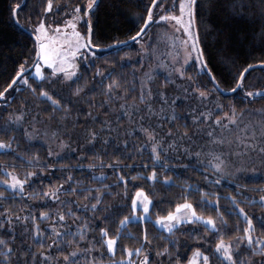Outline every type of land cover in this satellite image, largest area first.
Segmentation results:
<instances>
[{"label":"snow or ice","instance_id":"1","mask_svg":"<svg viewBox=\"0 0 264 264\" xmlns=\"http://www.w3.org/2000/svg\"><path fill=\"white\" fill-rule=\"evenodd\" d=\"M101 4L38 0L28 12L27 0L9 3L32 47L0 86V156L9 157L0 162V264H264V195L249 198L235 180V194L214 190L240 179L249 154L264 157V109L251 107L264 88L246 83L264 59L229 72L222 86L201 46L202 0H148L135 31L107 45L94 39ZM161 23L172 40L157 55L149 29ZM117 63L131 73H118ZM173 159L205 173L204 186L165 174ZM84 168L88 182L74 176ZM158 185L181 191L160 196ZM256 203L259 215L246 207Z\"/></svg>","mask_w":264,"mask_h":264},{"label":"trees","instance_id":"2","mask_svg":"<svg viewBox=\"0 0 264 264\" xmlns=\"http://www.w3.org/2000/svg\"><path fill=\"white\" fill-rule=\"evenodd\" d=\"M10 2L11 0H0V86L8 79L21 56L28 55L32 47V39L29 34L27 32L21 34L15 24L9 19L8 6ZM147 2L148 0H102L101 8L93 18L94 39L103 45L111 44L115 39H127L135 31L136 14L144 13ZM36 3H38V0H27L28 12L33 10V6ZM202 3L203 8L201 9V15L197 18V23L205 58L209 61V67L213 69L217 79L221 80L222 86H230V84H224L225 80L230 81L231 79L228 75L229 72L235 73L240 66L246 63H254L257 59H264V2L262 0H202ZM234 3L237 5L235 10L231 7ZM240 4H244L246 7L241 10ZM22 22L27 23L24 20ZM149 33L154 38L157 49L156 54L165 53L172 40L170 28L165 27L161 23L160 25H153L149 29ZM176 35L181 36L182 34L177 33ZM129 46L133 62L139 61L140 56L136 52L138 45L131 42ZM101 56L110 60L116 59L111 55L103 57V53H101ZM226 58L229 60V63H224ZM233 59L235 60V64L231 63ZM149 61L154 62L153 59L147 58L146 63ZM115 67L118 73L121 71L126 74L131 73V68L127 66L122 69L119 63H117ZM158 74V78L163 80V73ZM246 76V83L250 88H264V71L259 67L253 70L250 76L247 74ZM129 79H131L130 75ZM200 79L204 84H207L209 89L212 88L208 76H201ZM21 95L27 97L29 94L24 92ZM239 95L237 93V97ZM97 99H100V97L97 96ZM18 103L19 101H16L14 106ZM43 106L41 105V107ZM251 107L264 109V100L257 99ZM100 111L104 110L100 109ZM252 118L259 119L258 116H253ZM184 119L188 120L191 126L190 117L186 115ZM178 123L183 124L184 120L178 121ZM17 135L21 134L17 133ZM197 144H203V141H197ZM20 145V151H23L27 147V142L22 135ZM41 152H43L42 149ZM263 158L260 156L261 160ZM8 159V156H0V162L7 161ZM187 162V159H173L169 161V163L177 166L172 173L165 174L172 175L177 184L186 182L204 186L205 173L194 168L185 170L182 164ZM70 163L87 164L88 161H78L73 158ZM74 176H78L81 180L88 182L90 180V171L86 168L75 169ZM239 176L240 179L238 180H236L235 176L227 177L222 180L221 187L214 190L221 192L222 195L235 194L237 191L235 184H233L235 180L236 184L248 185L247 195L249 198L258 200L259 196L264 195V191H252L253 188H264V178L252 179ZM261 177H264V175ZM240 190L243 191V189ZM180 191L181 188L179 187L164 188L162 185L157 186V192L160 196L167 193L168 197H175ZM193 195L195 196L196 194L194 193ZM221 203L227 204L228 201L222 200ZM165 206L166 204L159 205L158 208ZM246 207L256 212L257 215L261 212L259 203L249 204ZM149 227L151 228V225ZM129 230L135 233L137 226L130 225ZM152 232L155 234V229H152ZM125 243L132 245L133 241L126 240ZM157 243H164V241H158ZM188 254L190 255V252ZM104 259H107V257H104Z\"/></svg>","mask_w":264,"mask_h":264},{"label":"rangeland","instance_id":"3","mask_svg":"<svg viewBox=\"0 0 264 264\" xmlns=\"http://www.w3.org/2000/svg\"><path fill=\"white\" fill-rule=\"evenodd\" d=\"M148 65H151L154 67L155 66V60H154V62H150V61L147 62L146 68ZM157 73H163V69H157ZM203 144H206V141H203ZM232 162L234 164H237V166H239V164H240V162L235 157H232ZM243 164H244L246 170L244 171L243 174L238 173L237 175H241V176H244L246 178H252V179L264 178V177H261L264 175V158H263V160H261L259 154H256V153L249 154V156L243 161ZM253 166L255 168H257V170H258L255 173H252L251 171L247 170Z\"/></svg>","mask_w":264,"mask_h":264},{"label":"water","instance_id":"4","mask_svg":"<svg viewBox=\"0 0 264 264\" xmlns=\"http://www.w3.org/2000/svg\"><path fill=\"white\" fill-rule=\"evenodd\" d=\"M132 41H129V43H131Z\"/></svg>","mask_w":264,"mask_h":264}]
</instances>
